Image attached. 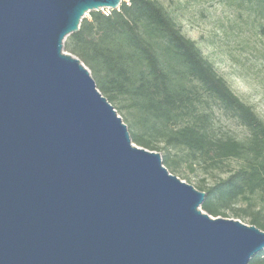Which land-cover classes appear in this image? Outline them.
<instances>
[{"label": "water", "instance_id": "water-1", "mask_svg": "<svg viewBox=\"0 0 264 264\" xmlns=\"http://www.w3.org/2000/svg\"><path fill=\"white\" fill-rule=\"evenodd\" d=\"M121 3L0 0V264H249L264 230L204 211L64 49Z\"/></svg>", "mask_w": 264, "mask_h": 264}, {"label": "trees", "instance_id": "trees-1", "mask_svg": "<svg viewBox=\"0 0 264 264\" xmlns=\"http://www.w3.org/2000/svg\"><path fill=\"white\" fill-rule=\"evenodd\" d=\"M88 14L66 37L64 49L89 68L115 109L118 104L130 114L133 142L165 150L162 162L173 174L183 161L171 154L177 148L188 151L191 171L203 163L226 173L198 185L206 193L202 209L213 217H227L232 210L236 218L249 217V224L264 230V215L251 202L264 192V120L234 93L158 0H123L119 9ZM204 95L237 118L248 136L213 135ZM232 159L241 165L227 173L224 163ZM249 264H264V250Z\"/></svg>", "mask_w": 264, "mask_h": 264}, {"label": "rangeland", "instance_id": "rangeland-1", "mask_svg": "<svg viewBox=\"0 0 264 264\" xmlns=\"http://www.w3.org/2000/svg\"><path fill=\"white\" fill-rule=\"evenodd\" d=\"M158 1L182 32L196 42L202 55L212 63L234 93L251 105L264 120V0ZM85 16L90 18L88 13ZM204 99L208 103L207 113L213 135L233 136L240 140L248 136L247 129L217 101L208 95H204ZM116 107L131 133L134 130L130 124L132 117L127 110H120L118 104ZM157 152L163 158L165 150ZM187 153L185 148L171 149L172 155L183 159L175 175L195 188L199 189L198 185L203 181L209 185L219 176L226 175L207 168L203 163L195 164V170L191 171ZM240 165V160L232 159L225 161L224 169L228 173ZM251 202L264 215V192H258ZM247 204V201H241L239 205ZM226 218L238 219L232 210L227 212ZM243 222L249 224V217L243 219Z\"/></svg>", "mask_w": 264, "mask_h": 264}]
</instances>
